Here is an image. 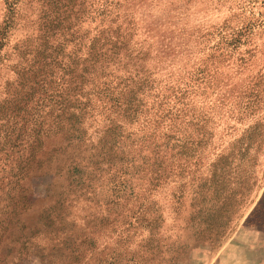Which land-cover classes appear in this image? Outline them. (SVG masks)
I'll use <instances>...</instances> for the list:
<instances>
[{
  "label": "rangeland",
  "instance_id": "obj_1",
  "mask_svg": "<svg viewBox=\"0 0 264 264\" xmlns=\"http://www.w3.org/2000/svg\"><path fill=\"white\" fill-rule=\"evenodd\" d=\"M0 264H264V0H0Z\"/></svg>",
  "mask_w": 264,
  "mask_h": 264
},
{
  "label": "trees",
  "instance_id": "obj_2",
  "mask_svg": "<svg viewBox=\"0 0 264 264\" xmlns=\"http://www.w3.org/2000/svg\"><path fill=\"white\" fill-rule=\"evenodd\" d=\"M91 48H93V46ZM98 55L99 54H97V56ZM49 98H50V100H52L51 96ZM63 100H64V98H62V102H63ZM62 102L60 101L58 105L62 104ZM37 103H38V101H37ZM37 107H40V103L37 105ZM60 119H61V116L59 114H56L54 117L52 116L53 123H51V126L49 128L43 129L42 127H39L38 129H36L35 134L38 135V138L36 139L38 144L42 143V139H41L42 133L50 132L52 129H55V128H56V130H54V131H56V132H62L63 131V127L60 124V122H61ZM65 120L67 121L68 124H70L72 126L74 123H76V116L74 114H69L67 117L64 118V121Z\"/></svg>",
  "mask_w": 264,
  "mask_h": 264
}]
</instances>
